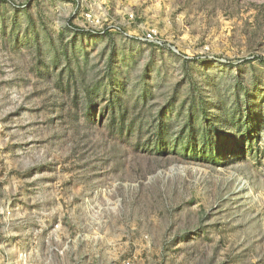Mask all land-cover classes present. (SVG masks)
<instances>
[{
	"label": "rangeland",
	"instance_id": "obj_1",
	"mask_svg": "<svg viewBox=\"0 0 264 264\" xmlns=\"http://www.w3.org/2000/svg\"><path fill=\"white\" fill-rule=\"evenodd\" d=\"M26 227L27 264H264V0H0V245Z\"/></svg>",
	"mask_w": 264,
	"mask_h": 264
},
{
	"label": "built area",
	"instance_id": "obj_2",
	"mask_svg": "<svg viewBox=\"0 0 264 264\" xmlns=\"http://www.w3.org/2000/svg\"><path fill=\"white\" fill-rule=\"evenodd\" d=\"M86 17L88 18V20L91 22L92 18L91 15L86 13ZM128 20L130 21L131 24H134L137 20V16L134 13H129L128 15ZM140 40L146 42V43H158L157 38H156V33L155 30H148L147 32H145L144 34H142L141 37H139ZM14 209L10 206V204L5 208V210L3 211V215H4V220L5 223L7 224V226H9V228L11 226H16L17 224H20L22 222V220L20 221H16L13 219L12 215H13ZM61 224H57L52 230L51 232L48 234V237L46 238V241L44 242L48 244V241H59V234H60V229ZM16 228V227H15ZM17 229V228H16ZM22 230V229H20ZM28 234H30L28 232V228H25L24 233L23 232H16V236L12 237L10 234H8V236L6 237V240L3 244L0 245V264H27L28 261V254L25 253L24 249H21L20 251L18 250V253L15 254L17 257V260L14 259V256L12 254V250L16 249V245H13V243L15 242V239L18 241L19 244H22V248H27L30 247V245L32 244L31 242H34V239H28ZM8 238V239H7ZM55 239V240H54ZM14 241V242H13ZM37 244V242H36Z\"/></svg>",
	"mask_w": 264,
	"mask_h": 264
}]
</instances>
